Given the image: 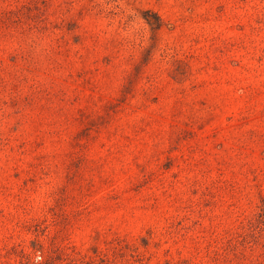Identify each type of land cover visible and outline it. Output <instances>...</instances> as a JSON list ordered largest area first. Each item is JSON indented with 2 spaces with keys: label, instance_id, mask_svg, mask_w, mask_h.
<instances>
[{
  "label": "rangeland",
  "instance_id": "1",
  "mask_svg": "<svg viewBox=\"0 0 264 264\" xmlns=\"http://www.w3.org/2000/svg\"><path fill=\"white\" fill-rule=\"evenodd\" d=\"M0 264H264V0H0Z\"/></svg>",
  "mask_w": 264,
  "mask_h": 264
}]
</instances>
